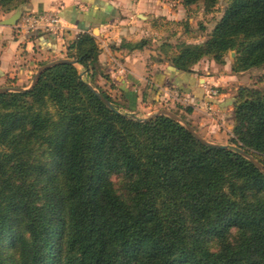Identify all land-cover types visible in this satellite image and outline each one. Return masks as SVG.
I'll list each match as a JSON object with an SVG mask.
<instances>
[{
    "label": "trees",
    "instance_id": "trees-1",
    "mask_svg": "<svg viewBox=\"0 0 264 264\" xmlns=\"http://www.w3.org/2000/svg\"><path fill=\"white\" fill-rule=\"evenodd\" d=\"M25 2L0 0V9ZM217 2L182 0L205 12ZM170 48L163 42L153 57L184 73L204 58L224 64L231 51L235 73L264 66V0H227L203 42ZM98 55L82 33L66 49L75 64L48 67L31 89L0 92V264H264V89L237 88L234 145L216 147L170 116L130 114L136 94L112 96L97 83L106 77Z\"/></svg>",
    "mask_w": 264,
    "mask_h": 264
},
{
    "label": "crops",
    "instance_id": "crops-1",
    "mask_svg": "<svg viewBox=\"0 0 264 264\" xmlns=\"http://www.w3.org/2000/svg\"><path fill=\"white\" fill-rule=\"evenodd\" d=\"M163 1L27 0L13 11L4 13L0 10V85L7 79L22 83L31 76L38 63L64 59L68 44L80 34L88 33L99 47L98 63L106 77L99 75L97 83L103 88L116 93L132 91L136 94V109L142 105L157 106L167 97L166 90L170 88L189 96L194 106H202L207 98L204 84L216 86L223 80L208 75L198 77V70L203 69L200 63L192 68L193 72L184 73L168 63L148 65V57L157 51H130L121 47L124 42H137L150 35L153 18L175 19ZM16 10L20 16L24 13L57 15L60 29L56 32L20 30L17 27L20 16L12 25L4 23ZM221 92L216 104L220 109H228L232 105L229 93Z\"/></svg>",
    "mask_w": 264,
    "mask_h": 264
},
{
    "label": "rangeland",
    "instance_id": "rangeland-1",
    "mask_svg": "<svg viewBox=\"0 0 264 264\" xmlns=\"http://www.w3.org/2000/svg\"><path fill=\"white\" fill-rule=\"evenodd\" d=\"M163 2L166 4L168 12L171 13L172 17L175 19H170L167 16H158L157 18L152 19V33L146 36V39L149 40V44H147L148 49L153 50L154 52H156L165 41H168L172 46V48L169 49L170 52H176L177 45L181 42L191 44L203 42L215 23L222 16L227 4V0H218L211 12H205L202 4L185 7L182 4V0H164ZM153 39L155 41H152ZM231 52L225 55L224 64H218L209 58H204L198 62L200 63V66L203 67V69L198 70V77L204 78L208 75L209 77H219L220 80H223L221 81L222 83L218 82V85L216 86L212 84H204L205 96L218 100L222 95L221 91H223L228 92L231 98L240 86L264 89V66L235 73L231 70L235 53L232 56ZM153 56H156V54H152L148 57V65L159 63ZM208 63H213V65L208 66ZM195 65H193L192 68H194ZM36 68L37 66L33 69L34 74L39 67ZM77 68L81 72L82 77L85 78L81 65H77ZM32 77L33 76L31 75L22 83L15 82V87H29ZM97 81H99V79H97ZM3 86H5V84L2 86L0 85V87ZM105 89L112 96L116 94L115 91H110L106 87ZM172 90H174V88H170L168 91L166 90L167 97L163 98L164 102L161 100L160 104L151 107L150 105L139 106V108L130 111V114L144 119L155 114L159 110H167L172 113L176 112L175 115L180 118L181 116L184 117L185 122H188L195 132L204 140L225 146L234 145L231 141L234 125L233 105L228 109H220L215 102H204L202 106H193L192 112L186 113L185 108L190 106L191 103L181 104L175 101L171 96L173 93ZM211 90L217 91V94L211 95ZM176 103L177 105H175ZM111 180L116 189L122 187L121 181L123 180L119 173H113L111 175ZM213 248H215V244L213 245Z\"/></svg>",
    "mask_w": 264,
    "mask_h": 264
},
{
    "label": "water",
    "instance_id": "water-1",
    "mask_svg": "<svg viewBox=\"0 0 264 264\" xmlns=\"http://www.w3.org/2000/svg\"><path fill=\"white\" fill-rule=\"evenodd\" d=\"M20 16V12L19 10H16L15 13L10 16L9 18H7L6 20H4V23H7V24H14L15 21L17 20V18ZM231 55L233 56L234 55V52H231ZM59 62H70V63H73L75 64L76 61L75 60H68V59H57V60H53L51 62H48L42 66H40L37 71L35 72V74L33 75L32 77V81H31V84L29 87L27 88H22V87H0V92H4V91H24V90H27V89H31L37 79H38V76L41 74V72L45 69H47L48 67L56 64V63H59ZM93 91L95 92V94L100 98L102 99L110 108H112L110 102L105 99L100 93H98L96 90L93 89ZM158 115H167V116H170L171 118L175 119L176 121L180 122L181 124H183L189 131L190 133L197 139L199 140L200 142L204 143V144H207V145H212V146H216V147H226L225 145H222V144H214V143H211L207 140H204L203 138H201L196 132L195 130L192 128V126H190L188 123H186L183 119H181L179 116L175 115L174 113L172 112H169L167 110H159L158 112H156L155 114L147 117V118H144V119H151L153 117H156ZM241 154H243L246 158H248L252 163H254L258 168L262 169L263 170V167L261 164H259L257 161H255L253 159V157L249 154H246L244 153V151H240ZM264 171V170H263Z\"/></svg>",
    "mask_w": 264,
    "mask_h": 264
},
{
    "label": "built area",
    "instance_id": "built-area-1",
    "mask_svg": "<svg viewBox=\"0 0 264 264\" xmlns=\"http://www.w3.org/2000/svg\"><path fill=\"white\" fill-rule=\"evenodd\" d=\"M17 27L20 30H25L27 32L32 31H49L56 32L60 29L59 17L57 15H50L45 13L35 14V13H24L20 16L19 23ZM172 97L175 101L181 104H190L189 96H185L180 93L177 89L172 90ZM211 95H216L217 91L211 90ZM169 95V94H168ZM185 101V102H184Z\"/></svg>",
    "mask_w": 264,
    "mask_h": 264
}]
</instances>
